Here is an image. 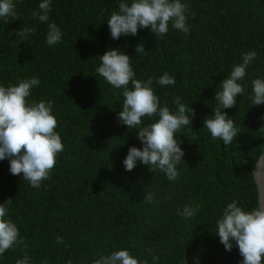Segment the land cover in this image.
Wrapping results in <instances>:
<instances>
[{"label": "trees", "instance_id": "1", "mask_svg": "<svg viewBox=\"0 0 264 264\" xmlns=\"http://www.w3.org/2000/svg\"><path fill=\"white\" fill-rule=\"evenodd\" d=\"M13 2L18 19L0 18V85L38 77L41 83L27 99L53 103L55 131L64 148L39 188L24 181L23 174H11L9 159L0 161V203L13 200L7 218L28 245L6 251L0 264H15L25 251L29 264H92L124 249L148 264H241L235 242L230 252L220 242L216 222L233 200L248 211L258 204L251 173L264 150V104L251 105L249 97L251 81L264 79V0H181L188 7L187 34L170 22L162 37L142 28L119 39L111 37L107 20L119 11L121 0H52L45 23L32 16L41 0ZM52 22L63 35L49 46ZM25 25L35 32L17 43L15 33ZM139 44L145 52L136 53ZM110 49L130 57L136 79L153 78L161 107L175 113L179 96L195 110L192 130L183 127L175 134L185 153L175 181L139 161L132 171L125 170L129 148L143 145L138 129L118 121L123 89L95 71L99 56ZM251 50L257 58L238 81L245 92L237 95L234 107L222 109L239 129L224 145L212 140L204 120L212 118L220 82ZM165 72L175 85L156 83ZM156 119L144 117L142 126ZM149 192L158 203L144 202ZM186 204L200 205L194 217L177 215ZM57 236L64 242L57 243Z\"/></svg>", "mask_w": 264, "mask_h": 264}, {"label": "clouds", "instance_id": "2", "mask_svg": "<svg viewBox=\"0 0 264 264\" xmlns=\"http://www.w3.org/2000/svg\"><path fill=\"white\" fill-rule=\"evenodd\" d=\"M52 0H41L38 11L32 16L41 23L49 20ZM188 7L181 0H131L126 3L121 0L119 11L113 12L107 20L111 37L119 39L121 35H133L139 29H150L156 37L164 36L169 30V23L177 30L187 34ZM194 15V14H193ZM12 17L18 19L13 0H0V18ZM35 32L34 27L23 26L15 34L16 41H26L29 34ZM62 31L55 22L48 23L46 43L55 45L62 40ZM145 52L143 45H137L136 53ZM100 58V65L96 72L115 89H123L122 111L118 113V121L129 129H138L137 137L143 147L132 146L123 160L126 171H132L137 161L147 165L150 171L163 172L169 181H175L179 172L177 165L183 161L185 155L180 147L182 141L177 140L176 133L183 127L191 128V119L195 110L189 109L177 96L174 103L177 111L171 112L168 106H160L159 97L155 94L152 84L153 78L147 81L135 78L130 57L119 49L107 50ZM257 58L255 50L242 54V63L234 65L232 71L218 85L214 98L217 102L212 118L204 120L206 128L213 141L220 139L224 145L232 143L237 137L239 129L234 121L222 109H229L236 105L238 94H244L245 88L238 81H243L248 66ZM38 77L20 79L16 85L7 87L0 85V161L9 159L10 172L22 175L33 188H39L42 181L50 178L55 167L56 157L63 151V144L58 132L55 131L58 121L52 114L53 103L41 100L39 102L27 99L33 87L40 85ZM156 83L161 86L176 84L174 77L165 72ZM131 84V87L129 85ZM252 95L249 97L251 105L264 104V79L256 78L251 81ZM144 117H158L154 122L143 125ZM264 128V127H262ZM261 128V129H262ZM258 190L264 186V152L255 160V171L251 173ZM13 200L7 199L0 203V256L17 245H28L20 237L17 225L8 217L9 205ZM148 204L158 203L153 193L144 197ZM200 205L186 204L182 210L177 208V215L187 218L194 217ZM216 234L226 251H231L233 241L243 257L241 264H264V204L258 202L250 211L243 209L236 200L228 203L217 220ZM57 243H63L64 238L56 237ZM154 262L158 257L149 248ZM30 257L25 251L23 258H18L15 264H29ZM72 264V261H67ZM92 264H148L147 260H138L129 250L113 251L110 255H103L94 259ZM197 264H199L197 260Z\"/></svg>", "mask_w": 264, "mask_h": 264}, {"label": "water", "instance_id": "3", "mask_svg": "<svg viewBox=\"0 0 264 264\" xmlns=\"http://www.w3.org/2000/svg\"><path fill=\"white\" fill-rule=\"evenodd\" d=\"M253 171H255V164L253 165V168H252V172ZM257 197H258V202H261L262 204H264V186H262V189L260 190L257 189Z\"/></svg>", "mask_w": 264, "mask_h": 264}]
</instances>
